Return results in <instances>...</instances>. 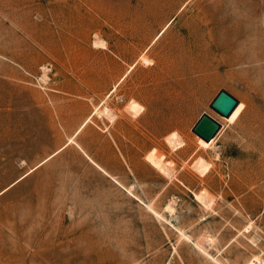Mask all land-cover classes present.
<instances>
[{"label": "rangeland", "instance_id": "1", "mask_svg": "<svg viewBox=\"0 0 264 264\" xmlns=\"http://www.w3.org/2000/svg\"><path fill=\"white\" fill-rule=\"evenodd\" d=\"M222 89L236 121L210 107ZM255 259L264 0H0V264Z\"/></svg>", "mask_w": 264, "mask_h": 264}, {"label": "water", "instance_id": "2", "mask_svg": "<svg viewBox=\"0 0 264 264\" xmlns=\"http://www.w3.org/2000/svg\"><path fill=\"white\" fill-rule=\"evenodd\" d=\"M238 104V99L227 90L222 89L212 100L210 107L220 115L229 117ZM220 128L221 123L217 119L209 113H203L193 127V131L205 141H210L216 136Z\"/></svg>", "mask_w": 264, "mask_h": 264}, {"label": "bare ground", "instance_id": "3", "mask_svg": "<svg viewBox=\"0 0 264 264\" xmlns=\"http://www.w3.org/2000/svg\"><path fill=\"white\" fill-rule=\"evenodd\" d=\"M167 26V25H166ZM166 26L162 29V31L166 28ZM246 106V102L245 101H240L239 104L237 105V107L235 108V110L232 112V114L229 117H226L227 120L229 121H236L240 118L241 114L243 113V110ZM129 109L133 112H135V114L139 113L142 111L143 106L140 105L138 102L136 101H130L129 103ZM214 140V138H212L210 141H205L203 138H201L199 136V141L201 142V144L203 146H209V144ZM168 141L172 144V145H178L181 140L178 139L177 134L174 132L172 133L170 136H168ZM199 142V143H200ZM170 145V146H172ZM149 159L157 166L160 167L163 171L165 170V172H168V169L166 170L165 168H162L161 166V158L156 156L155 151H152L149 154ZM197 166L199 167V169H203L205 170L207 168V165L203 163L202 160H199L197 163ZM169 173V172H168ZM248 264H261V262H259L258 260H251Z\"/></svg>", "mask_w": 264, "mask_h": 264}]
</instances>
